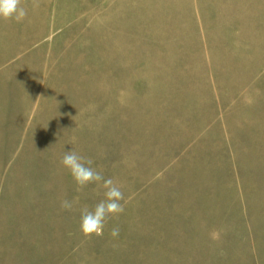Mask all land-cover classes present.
<instances>
[{"label": "rangeland", "instance_id": "1", "mask_svg": "<svg viewBox=\"0 0 264 264\" xmlns=\"http://www.w3.org/2000/svg\"><path fill=\"white\" fill-rule=\"evenodd\" d=\"M38 2L0 20V264H264V0ZM71 149L125 194L102 237Z\"/></svg>", "mask_w": 264, "mask_h": 264}, {"label": "clouds", "instance_id": "2", "mask_svg": "<svg viewBox=\"0 0 264 264\" xmlns=\"http://www.w3.org/2000/svg\"><path fill=\"white\" fill-rule=\"evenodd\" d=\"M32 7H39L38 0H32ZM28 16V8L24 0H0V20L16 23L23 22ZM61 165L68 170L75 185L76 191L82 192L89 185L95 184L103 189V198L91 208L87 205L79 208V230L86 238L102 237L107 223L116 220L125 211L126 197L121 185L113 178H105L102 171L92 165L94 161L74 149L65 151L60 160ZM78 198L63 199L60 202L62 210L72 211L78 204ZM113 239L120 236L119 226H113L109 232Z\"/></svg>", "mask_w": 264, "mask_h": 264}]
</instances>
